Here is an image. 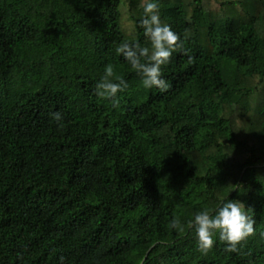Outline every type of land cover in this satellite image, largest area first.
I'll return each instance as SVG.
<instances>
[{
  "label": "trees",
  "instance_id": "16d2710c",
  "mask_svg": "<svg viewBox=\"0 0 264 264\" xmlns=\"http://www.w3.org/2000/svg\"><path fill=\"white\" fill-rule=\"evenodd\" d=\"M156 2L189 50L164 93L116 52L150 47L142 0H0V264H264V0ZM228 200L256 235L204 254L187 223Z\"/></svg>",
  "mask_w": 264,
  "mask_h": 264
},
{
  "label": "clouds",
  "instance_id": "9594fccd",
  "mask_svg": "<svg viewBox=\"0 0 264 264\" xmlns=\"http://www.w3.org/2000/svg\"><path fill=\"white\" fill-rule=\"evenodd\" d=\"M141 7L144 18L140 27L144 30V36L150 42V47L142 46L138 41L122 42L116 48L118 55H122L126 62L142 78L145 88H158L161 93L167 92L170 85L163 79V66H166L175 52L188 55L185 41L175 33L168 24H164L160 17V8L156 0H142ZM187 36H185V40ZM188 62H193V57L188 56ZM128 83L123 76L117 75L114 66L108 64L100 81L95 86V94L105 100H110L113 107H119L118 93L125 91ZM57 122L59 128H63V116L60 112L50 114ZM256 224L249 209L238 200L222 202L214 210V214L207 208L195 214L193 220H189L187 227L194 229L199 250L207 254L215 245V236L218 234L220 242L226 245L225 251L239 253L241 247L250 237L256 235ZM170 227L178 232L185 231V225L179 217L171 221ZM264 236V233H261ZM63 260V258H61Z\"/></svg>",
  "mask_w": 264,
  "mask_h": 264
}]
</instances>
